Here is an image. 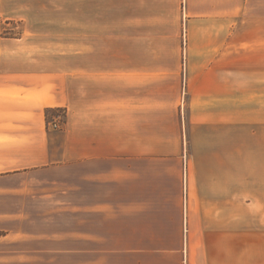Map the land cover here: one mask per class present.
Instances as JSON below:
<instances>
[{"label":"crops","instance_id":"0c3cea01","mask_svg":"<svg viewBox=\"0 0 264 264\" xmlns=\"http://www.w3.org/2000/svg\"><path fill=\"white\" fill-rule=\"evenodd\" d=\"M13 195L0 264H264L240 229L264 219V0H71L69 38L0 34Z\"/></svg>","mask_w":264,"mask_h":264},{"label":"rangeland","instance_id":"374dc122","mask_svg":"<svg viewBox=\"0 0 264 264\" xmlns=\"http://www.w3.org/2000/svg\"><path fill=\"white\" fill-rule=\"evenodd\" d=\"M6 4L7 11L16 9L20 12L21 15H17L14 17L3 18V22L0 25V34L3 36H20L23 34H30L31 32H36L39 34H46V35H55L59 34L62 36H67L69 38L70 34V4L71 0H0V10L3 11L5 8L2 4ZM26 8V10H25ZM36 8H40L41 12L36 13L35 16L31 15L28 16L30 13H35ZM32 9V10H31ZM34 11V12H32ZM25 18H30V20L39 19L41 22H34L31 21L29 24L28 19L24 20ZM39 15V16H38ZM65 45V44H64ZM65 48V47H63ZM51 111H48V115ZM62 113V112H61ZM17 182L16 181H12ZM22 199L17 196L11 197H1L0 196V209L8 210L14 209L16 207H22ZM243 206V207H242ZM240 206V215H245V217H240V229L247 228L248 231H253L256 233V243L258 240L257 233L263 232L264 227V219L261 217L258 218L259 211H261L260 207L262 204L256 203L253 207L251 205H242ZM252 211L253 213L252 217ZM31 223L34 220H30ZM11 226L18 228L22 227V223L19 220H13L10 224ZM1 232V231H0ZM261 242V240H260ZM2 263V262H0ZM22 264V263H19ZM32 264H50V262H33ZM57 264V262H56Z\"/></svg>","mask_w":264,"mask_h":264},{"label":"built area","instance_id":"2783aa9c","mask_svg":"<svg viewBox=\"0 0 264 264\" xmlns=\"http://www.w3.org/2000/svg\"><path fill=\"white\" fill-rule=\"evenodd\" d=\"M50 126L57 128V127H59V122L57 120L50 122Z\"/></svg>","mask_w":264,"mask_h":264}]
</instances>
